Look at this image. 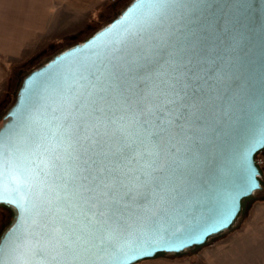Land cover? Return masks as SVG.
Masks as SVG:
<instances>
[{
  "label": "water",
  "instance_id": "water-1",
  "mask_svg": "<svg viewBox=\"0 0 264 264\" xmlns=\"http://www.w3.org/2000/svg\"><path fill=\"white\" fill-rule=\"evenodd\" d=\"M207 11L219 39L210 73L217 99L205 123L204 140L186 176L175 182L169 195L138 201L107 225L105 244L92 252L88 264H134L194 252L233 229L260 197L264 0H213ZM150 12L151 0H130L87 37L16 81L13 102L0 124L7 125L0 147V208L9 216L0 230L7 237L0 248V264H73L71 258L52 251L43 235L47 204L37 197L33 172L46 159L49 128L66 111L62 86L83 67L121 48Z\"/></svg>",
  "mask_w": 264,
  "mask_h": 264
},
{
  "label": "snow or ice",
  "instance_id": "snow-or-ice-1",
  "mask_svg": "<svg viewBox=\"0 0 264 264\" xmlns=\"http://www.w3.org/2000/svg\"><path fill=\"white\" fill-rule=\"evenodd\" d=\"M212 3L151 0L146 21L121 48L62 86L66 111L49 128L46 159L33 172L47 204L42 232L58 256L88 264L111 221L149 196L166 197L186 176L217 99ZM6 238L0 234V248Z\"/></svg>",
  "mask_w": 264,
  "mask_h": 264
},
{
  "label": "rangeland",
  "instance_id": "rangeland-1",
  "mask_svg": "<svg viewBox=\"0 0 264 264\" xmlns=\"http://www.w3.org/2000/svg\"><path fill=\"white\" fill-rule=\"evenodd\" d=\"M129 1L104 0L95 3L80 16V22H76L65 30L66 32L46 36L29 56L13 66L11 82H9L10 89H7V83L5 86L7 93L2 94L3 111L1 114H4L13 102V92L17 87L16 81L30 68L37 66L38 63L40 64L45 58L51 57L62 48L87 37L95 30L94 28L97 29L99 25L113 18ZM36 55L42 58L23 65L25 61ZM258 159L264 173V152L258 155ZM7 219V210L0 208V230ZM134 264H264V198L259 197L253 200L233 229L209 241L200 249L180 256L146 259Z\"/></svg>",
  "mask_w": 264,
  "mask_h": 264
},
{
  "label": "crops",
  "instance_id": "crops-1",
  "mask_svg": "<svg viewBox=\"0 0 264 264\" xmlns=\"http://www.w3.org/2000/svg\"><path fill=\"white\" fill-rule=\"evenodd\" d=\"M102 1L0 0L1 107L7 83L10 89L13 66L29 56L46 36L61 34L80 22V16L88 7Z\"/></svg>",
  "mask_w": 264,
  "mask_h": 264
},
{
  "label": "trees",
  "instance_id": "trees-1",
  "mask_svg": "<svg viewBox=\"0 0 264 264\" xmlns=\"http://www.w3.org/2000/svg\"><path fill=\"white\" fill-rule=\"evenodd\" d=\"M126 4H127V3H126ZM126 4H125V5H126ZM125 5H124V6H125ZM109 20H110V19H109ZM109 20H108V21H109ZM108 21H107V22H108ZM105 23H106V22H105ZM99 26H100V25H99ZM94 29H96V28H94ZM43 54H44V53H43ZM41 58H42L41 56H37V55H36V56H33V57H31L29 60L25 61L26 63L24 62L23 65H25V64H30L31 62L36 61V60L38 61V60L41 59ZM47 59H48V57L45 58V60H47ZM45 60H43V61H45ZM43 61H41L40 64L43 63ZM27 62H28V63H27ZM38 65H39V63H38ZM34 67H35V66H34ZM32 68H33V67H32ZM32 68H30V69H32ZM0 124H1V120H0ZM257 194H258L260 197H261V196H264V187H263L261 190H258V191H257ZM8 218H9V216H8Z\"/></svg>",
  "mask_w": 264,
  "mask_h": 264
},
{
  "label": "flooded vegetation",
  "instance_id": "flooded-vegetation-1",
  "mask_svg": "<svg viewBox=\"0 0 264 264\" xmlns=\"http://www.w3.org/2000/svg\"><path fill=\"white\" fill-rule=\"evenodd\" d=\"M3 106V105H2ZM3 111V108L0 106V120L3 114H1V112Z\"/></svg>",
  "mask_w": 264,
  "mask_h": 264
},
{
  "label": "built area",
  "instance_id": "built-area-1",
  "mask_svg": "<svg viewBox=\"0 0 264 264\" xmlns=\"http://www.w3.org/2000/svg\"><path fill=\"white\" fill-rule=\"evenodd\" d=\"M259 160V159H258ZM260 163V162H259Z\"/></svg>",
  "mask_w": 264,
  "mask_h": 264
}]
</instances>
